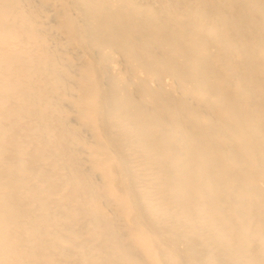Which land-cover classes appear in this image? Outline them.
I'll use <instances>...</instances> for the list:
<instances>
[{"label":"bare ground","instance_id":"1","mask_svg":"<svg viewBox=\"0 0 264 264\" xmlns=\"http://www.w3.org/2000/svg\"><path fill=\"white\" fill-rule=\"evenodd\" d=\"M0 264H264V0H0Z\"/></svg>","mask_w":264,"mask_h":264}]
</instances>
